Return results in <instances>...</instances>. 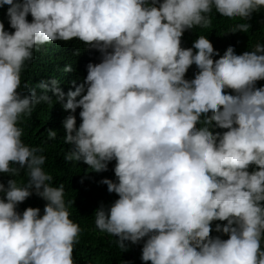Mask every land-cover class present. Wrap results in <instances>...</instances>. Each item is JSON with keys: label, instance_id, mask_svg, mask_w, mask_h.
Wrapping results in <instances>:
<instances>
[{"label": "clouds", "instance_id": "1", "mask_svg": "<svg viewBox=\"0 0 264 264\" xmlns=\"http://www.w3.org/2000/svg\"><path fill=\"white\" fill-rule=\"evenodd\" d=\"M5 6L14 31L0 22V173L14 179L0 183V264H74L81 229L64 185L53 186L43 149L22 139V117L51 103L49 91L65 111L81 109L79 126L75 115L63 120L65 160L96 173L115 161L116 181L101 183L118 199L93 217L120 248L143 241L144 264H264V86H256L264 43L239 55L229 46L218 59L204 35L181 46L213 11L247 20L264 0H0ZM74 39L101 53L74 90L56 79L22 85L35 51ZM22 170L26 182L15 179ZM33 192L46 201L43 214L18 211ZM213 222H226L215 224L226 239L211 235Z\"/></svg>", "mask_w": 264, "mask_h": 264}, {"label": "trees", "instance_id": "2", "mask_svg": "<svg viewBox=\"0 0 264 264\" xmlns=\"http://www.w3.org/2000/svg\"><path fill=\"white\" fill-rule=\"evenodd\" d=\"M7 7L0 8V22H3L7 31L11 29L6 16ZM31 22V15L28 16ZM238 23H247L249 28L246 32H231ZM199 35L206 36L213 44L214 50L219 53L214 59H218L229 46H232L236 54L250 51L257 43H264V7L254 12L247 20H229L213 11L211 23L207 28H194L186 30L182 36L181 46L191 48L193 42ZM88 46L79 40L56 41L42 46L34 52V57L22 72V85L27 83L29 88L35 87L41 80L50 81L56 79L61 89L67 93L72 86V81L79 84L87 76L86 66L88 63H99L101 53L98 50L87 48ZM71 66V71H65ZM198 71L195 65L186 73L187 79L194 78ZM257 87L264 86V80L257 81ZM21 91H24L21 87ZM231 92V90H228ZM38 94H44L37 89ZM52 97L51 103L38 104L30 116L22 117L21 127L24 130L22 137L24 143L31 147H40L46 156L45 171L53 177V186L64 185L65 201L68 204L70 218L79 224L80 234L74 245V264H144L141 259L143 241L132 244L126 241V250L119 247L116 237L101 232L95 227L93 213L103 203L110 205L118 196L109 193L107 185L101 183L105 178L116 181L114 174L115 161L109 163L108 170L96 173L89 169L83 162L66 161L64 156L71 145L65 144L63 137L65 129L63 120L68 115H75L77 126L81 123L79 112L65 111L55 100V95L49 91ZM48 130L57 132L55 138H50ZM216 131H225L216 129ZM9 179L14 177L0 173V183L7 185ZM18 182H26L27 176L24 170L15 177ZM83 181V182H82ZM3 194L0 193V197ZM70 202V203H69ZM46 204L41 197L34 192L24 202L18 205V211L23 212L28 207L40 208L41 214ZM216 223L213 222L212 236L220 235L226 239L227 236L215 232ZM151 264V262H148Z\"/></svg>", "mask_w": 264, "mask_h": 264}]
</instances>
